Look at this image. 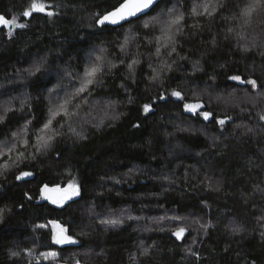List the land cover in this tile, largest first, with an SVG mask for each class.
<instances>
[{
  "label": "trees",
  "instance_id": "obj_1",
  "mask_svg": "<svg viewBox=\"0 0 264 264\" xmlns=\"http://www.w3.org/2000/svg\"><path fill=\"white\" fill-rule=\"evenodd\" d=\"M42 2L54 16L24 17L31 0H0V14L27 25L11 35L0 28V100L15 102L0 123V145L27 120L39 129L49 115L48 90L63 75L75 85L88 55H100L101 48L104 74L90 97L112 105L118 118L87 127L79 139L59 128V117L54 124L63 135L47 153L0 175V264H54L26 259L28 250L68 257L55 264H264V7L241 29L239 13L248 0H218L223 6L211 17L191 15L203 0H164L149 16L98 28L95 14L122 0ZM167 8L185 19L176 51L169 56L171 46L161 48L157 56L161 25L143 24ZM125 35L134 37L126 53L119 47ZM133 59L139 62L130 74ZM109 61L117 65L111 71ZM162 62L171 71L161 70ZM153 68L160 72L155 81ZM233 75L255 79L257 88L230 80ZM173 89L184 100L172 97ZM20 94L27 98L22 110ZM196 101L213 113L209 120L185 112L184 104ZM145 103L152 105L148 113ZM225 117L231 119L222 127L216 120ZM21 170L34 175L18 181ZM73 178L81 193L76 199L55 206L41 197L45 184L67 187ZM99 210H119L122 223L102 224L93 215ZM51 221L68 230L74 247H59L50 230L37 227ZM231 225L242 231L232 234ZM177 227L187 228L180 240L172 235ZM144 248L147 255L140 254Z\"/></svg>",
  "mask_w": 264,
  "mask_h": 264
},
{
  "label": "snow or ice",
  "instance_id": "obj_2",
  "mask_svg": "<svg viewBox=\"0 0 264 264\" xmlns=\"http://www.w3.org/2000/svg\"><path fill=\"white\" fill-rule=\"evenodd\" d=\"M159 0H122V2H118L117 6H114L110 10H106L103 13L95 14L96 20L95 24L99 27L106 26H120L122 27L124 23H131L133 19H139L142 16H149L152 11H154L155 6L158 4ZM223 5L218 2V0H203L202 3L194 4L191 9V15L193 16H201L207 15L211 17L214 13L217 12L218 8ZM50 5H47L42 2V0H31L29 7L23 11L22 15L24 17H30L33 13H45L48 17H52L55 15L53 11H46V9L50 8ZM261 7H264V0H248V3L241 9L239 13V20L242 21L240 27L243 29L245 26L251 23V17L254 12H256ZM168 20L164 21L161 19L160 15L153 16L150 21H145L143 24L144 28H149L151 25H161V34L155 37V41L157 47L155 49V54L159 56L161 54V48H167L171 46V51L168 53L169 56L172 55L176 51V36L181 32V24L185 19V16L182 12L175 13V10L169 9L168 11ZM232 19H237V17H232ZM0 25L7 27L9 29L15 28H24L27 27L26 24H18L16 22V18L12 17L11 19H6L4 15L0 14ZM195 26V25H194ZM232 32L233 30L230 28L228 30ZM11 35V31L9 32ZM240 39H245L242 32L237 33ZM134 39L131 35H125L123 43L120 44V50L122 52H127L128 45L130 41ZM151 43V41H149ZM251 47H256L255 42L252 43ZM244 51H248V46H244ZM105 49H100V55L96 56V62L90 63L89 66H86L83 72V75L79 77L78 87H74V89L66 95L59 103H54L49 108V115L46 121L42 124L39 129H33L31 127L32 121L27 120L25 124L21 127L18 132H13V139L16 141L14 143H10L5 141L2 145H0V175L4 174L8 170L12 168H19V165L25 163L26 161H35L39 156L44 155L48 152V150L52 147L53 142L63 135L61 131L57 129L54 122L59 117H63L61 122L59 123V128L63 129L65 125L68 126V131L72 133V135L78 137L79 139H84L85 137L81 132H78L76 128L72 127L71 121L73 118L79 116V109L81 107V102H87V95H90L94 88L101 83L100 76L104 74V61L105 57L103 53ZM264 55V53H261ZM124 61H121L123 63ZM139 61L133 59L131 63L127 65L129 73L134 72V65H136ZM109 68L111 71L112 68H116L117 65L108 62ZM43 67V63L36 66L35 72H39ZM166 68L171 71V65L166 62H162V69ZM35 72L30 71L29 75H34ZM154 75L152 76V80H158L160 78V72H158L155 68H153ZM230 80L240 81L241 83L250 84L252 89L257 88V81L255 79L249 78L247 81H242L241 77L238 75H233L229 77ZM172 97H176L178 100H184V94L175 89L172 90ZM164 94H161L159 99L163 100ZM219 99V97H218ZM129 102H131V97L129 98ZM27 103V100H22L20 102L21 110L24 105ZM107 107H113L112 105H108ZM203 104L199 101L195 103H185L184 109L187 112H190L194 115H199L203 117L204 120H209L210 117L213 116L211 111H202ZM142 109L145 113H148L152 109V105L150 103H145L142 105ZM114 110V109H113ZM4 113L11 111L10 107L4 108ZM118 117L113 116L112 119H116ZM231 119V117H225L223 119L217 118L216 122L223 127L226 120ZM259 119L264 121V114L259 116ZM5 120L4 115H0V123H3ZM103 124V120L100 121L99 124L96 125L99 128ZM138 127V125H137ZM240 127V126H238ZM251 128H247V132H252ZM23 133V136H21ZM31 134V135H30ZM24 150L21 151L20 149ZM31 149V151H29ZM34 174L31 171H19V174L16 175V180H24L26 177H32ZM119 182V181H117ZM41 197L49 200L52 204L56 205H64L68 201H72L74 197L80 196V188L76 184L75 179L73 178L68 182L67 187H61L60 185H56L55 187H49L45 184L40 188ZM27 195V194H25ZM31 199V197H29ZM2 216V213H0ZM131 218V217H129ZM159 219L163 220L165 217H160ZM171 219L173 220H184L185 217L174 216ZM54 228L56 229L52 235V242L58 245L76 243L74 238L67 234V229L63 226L58 225L55 221H51ZM102 224L105 225H118L122 223V221L118 218H105L101 220ZM193 223L199 224L201 229H207L208 225L204 223H200L199 220L193 221ZM37 227L43 228L45 225H38ZM229 230L232 234H238L242 231L241 227L231 225L229 226ZM187 231L186 227H177L172 231V235L180 240L184 237L185 232ZM261 237L264 238V232L261 233ZM186 252L191 253L192 255H196V253L191 249H185ZM28 254H32V250H28ZM141 255H147L148 249H142ZM12 256H19L18 252H13ZM39 257L44 260H52L55 261L57 259L56 252H41L39 253ZM79 264V262H77Z\"/></svg>",
  "mask_w": 264,
  "mask_h": 264
},
{
  "label": "rangeland",
  "instance_id": "obj_3",
  "mask_svg": "<svg viewBox=\"0 0 264 264\" xmlns=\"http://www.w3.org/2000/svg\"><path fill=\"white\" fill-rule=\"evenodd\" d=\"M169 9L176 10L175 8H167L164 11H161L158 15H160L162 20H164V21L168 20V18H169L168 17ZM150 20H151V18L148 19V21H150ZM1 27H4V26L0 25V28ZM4 28L7 30L8 33L11 31V34L13 33V31L15 29V27H13L11 29H9L7 27H4ZM97 55L98 54L93 55V57L91 59H90V55H88L87 59L89 58V60H88L87 65H85V67L89 66L90 63L96 62V56ZM85 67H84V69H85ZM82 75H83V73H81L80 76H82ZM78 80H79V78L77 79V83H75V85H74L72 82H70V80L68 79V77L66 75H63L62 77H59L58 81H57L58 83H56L55 86L51 87V89L48 90V92H47V94L45 96L47 104H48V109L51 107L52 104L59 103L66 95H68L74 89V87H78L79 86ZM90 95H87V102L86 103L85 102H81V107L79 109V116L73 118V120L71 121L72 127L76 128V130L78 132H81V133L84 132L86 130V128L89 127V126H96L97 124L100 123L101 120H103V124L101 125V126H103L104 123H107L108 121L113 120L112 119L113 116H116L114 114L113 107H107V104H101L100 101L92 99L90 97ZM205 96H206V94H205ZM16 99L18 100L17 101L18 104H20V102L22 100H27L26 96L23 95V94H20L18 97H16ZM199 102H201V101H199ZM12 103L15 104V102H13V100H7V99L0 100V115H4L5 114L4 111H3L4 108L5 107H10L11 108V106L14 105ZM193 103H195V102H193ZM203 106H204V104H203ZM201 110L205 111L204 107ZM185 112L187 114H192V113L187 112V111H185ZM47 114H49V111H48ZM201 118L203 119V117H201ZM20 129H21V127H20ZM20 129H18L16 132H18ZM65 129L68 131L67 124L65 125ZM21 136H23V133H21ZM6 141H8L10 143L16 142L13 139V136H11L10 139L6 140ZM20 150L23 151V148H21ZM29 151H31V149H29ZM76 184L78 185L77 182H76ZM85 211L87 213H90V211H88V210H85ZM99 212H100V210H99ZM118 213H119V210H113V211L106 210V212L105 211L104 212H100L99 214L94 212L93 215H97V216L99 215L100 216V218H99L100 220H103V219L109 218V217L110 218H118L119 219L120 218V214H118ZM90 214H92V213H90ZM44 228L47 229V230H50V234L51 235H53V232L56 230L52 223H50L47 226L43 227V229ZM44 252H53V251L46 250ZM26 259H30V260H35L36 259V260H39V261L40 260L44 261V259L39 257V254H37V255H28V257H26ZM67 259H68V257H62L61 255H59L57 253V259L55 261H52V260H45V261H48L50 263H54L55 264V262H59V260H67Z\"/></svg>",
  "mask_w": 264,
  "mask_h": 264
},
{
  "label": "water",
  "instance_id": "obj_4",
  "mask_svg": "<svg viewBox=\"0 0 264 264\" xmlns=\"http://www.w3.org/2000/svg\"><path fill=\"white\" fill-rule=\"evenodd\" d=\"M162 1H164V0H159L158 4H159L160 2H162ZM133 20H135V19H133ZM133 20H132V21H133ZM124 24H126V23H124ZM124 24H123V25H124ZM97 27H98V28H102V27H99V26H97ZM106 27L117 28V27H120V26H110V25H109V26H106ZM74 199H76V197H74L73 200H74ZM47 201H48L50 204H52L49 200H47ZM68 202H70V201H68ZM68 202H66V203H68ZM66 203H65V204H66ZM52 205H55V206H61V205H56V204H52ZM75 244H76V243H70V244H64V245H58V244H57V245H58L59 247H64V248H68V249H69L70 247H74Z\"/></svg>",
  "mask_w": 264,
  "mask_h": 264
}]
</instances>
